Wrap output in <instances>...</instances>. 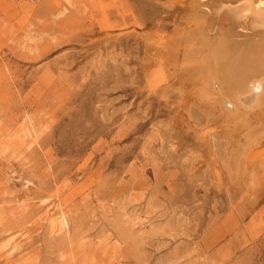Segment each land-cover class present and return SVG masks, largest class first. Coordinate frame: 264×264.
Instances as JSON below:
<instances>
[{
    "label": "rangeland",
    "instance_id": "rangeland-1",
    "mask_svg": "<svg viewBox=\"0 0 264 264\" xmlns=\"http://www.w3.org/2000/svg\"><path fill=\"white\" fill-rule=\"evenodd\" d=\"M175 10L0 0V264H264V125L233 137L143 74Z\"/></svg>",
    "mask_w": 264,
    "mask_h": 264
},
{
    "label": "bare ground",
    "instance_id": "bare-ground-1",
    "mask_svg": "<svg viewBox=\"0 0 264 264\" xmlns=\"http://www.w3.org/2000/svg\"><path fill=\"white\" fill-rule=\"evenodd\" d=\"M167 3L176 8L172 32L145 39L142 69L147 82L177 88L196 107L215 111L222 131L233 137L264 125V0ZM39 218L50 238L68 228L62 214L47 210Z\"/></svg>",
    "mask_w": 264,
    "mask_h": 264
},
{
    "label": "snow or ice",
    "instance_id": "snow-or-ice-1",
    "mask_svg": "<svg viewBox=\"0 0 264 264\" xmlns=\"http://www.w3.org/2000/svg\"><path fill=\"white\" fill-rule=\"evenodd\" d=\"M254 87H256V86L254 85Z\"/></svg>",
    "mask_w": 264,
    "mask_h": 264
}]
</instances>
